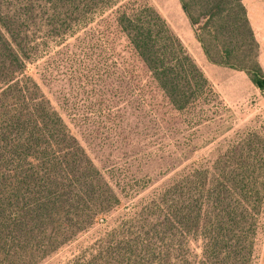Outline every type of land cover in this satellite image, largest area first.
Returning <instances> with one entry per match:
<instances>
[{
    "label": "trees",
    "instance_id": "trees-1",
    "mask_svg": "<svg viewBox=\"0 0 264 264\" xmlns=\"http://www.w3.org/2000/svg\"><path fill=\"white\" fill-rule=\"evenodd\" d=\"M180 3L195 25L198 19L188 4ZM201 8L206 23L224 14L222 27L231 28L237 43L257 48L241 0H201ZM237 10L241 17L231 15ZM107 11L114 13L117 28L174 108L216 97L201 67L147 0H0V264H38L103 220L119 202L26 71L40 48ZM197 38L212 62L244 70L252 80L259 74L255 61L244 69L230 61L233 49H222L225 59H214ZM224 155L223 162H214L220 170L186 173L170 184L175 197L159 204L161 232L141 225L149 236L140 244L149 264L166 263L192 243L200 251L194 264H247L239 257L253 248L262 209L256 178L264 162L249 161L243 142ZM129 262L135 261L130 256L113 259V264Z\"/></svg>",
    "mask_w": 264,
    "mask_h": 264
},
{
    "label": "rangeland",
    "instance_id": "rangeland-1",
    "mask_svg": "<svg viewBox=\"0 0 264 264\" xmlns=\"http://www.w3.org/2000/svg\"><path fill=\"white\" fill-rule=\"evenodd\" d=\"M147 1L178 37L183 36L184 46L200 66V44L186 36L189 20H181L185 14L171 15L169 0ZM184 1L198 19L192 29L212 57L225 59L222 49H233L228 58L238 68L257 62L260 72L253 75L255 80L244 70L221 68L210 80L216 97L206 95L176 109L117 28L112 11L52 40L28 64L27 74L119 198L103 220L38 264H113L114 258L129 256L134 264H149L140 246L149 236L141 225L151 233L154 228L161 232L164 211L159 204L175 197L170 184L186 173L220 170L214 162L218 158L223 162L225 152L242 142L249 161L264 162V86L256 84L264 79V60H258L257 48L238 44L231 28L222 27L224 14L206 23L201 0ZM235 14L241 17L239 10L231 13ZM256 184L262 191V209L251 253L239 257L247 264H264V164ZM139 231L143 235H135ZM196 245L179 248L171 260L160 264H194L200 253L193 248Z\"/></svg>",
    "mask_w": 264,
    "mask_h": 264
},
{
    "label": "crops",
    "instance_id": "crops-1",
    "mask_svg": "<svg viewBox=\"0 0 264 264\" xmlns=\"http://www.w3.org/2000/svg\"><path fill=\"white\" fill-rule=\"evenodd\" d=\"M168 3H170L173 6L174 13H171V15H175L181 18V14L183 16L185 14L184 19L183 18L181 19L182 22L186 23V20H189L184 10H182L183 8L180 3V0H169ZM241 3L245 9V15L257 45L258 60L263 61L264 60L263 57L264 56V0H241ZM188 25L189 26H187L188 31H186L187 33L186 36L188 37L190 36L192 37V39L199 42L200 51L198 52L199 55L198 61L199 59L202 61L199 62L200 67L209 81L210 80L214 81L213 74L215 72H218L221 68H233L224 64L214 63L211 60H209L202 48L200 41L197 38V34L195 33V30L192 29V25L190 21H188ZM174 29L175 31H177V33H179L178 30H176V28ZM178 35L181 41H183V36L180 33Z\"/></svg>",
    "mask_w": 264,
    "mask_h": 264
},
{
    "label": "water",
    "instance_id": "water-1",
    "mask_svg": "<svg viewBox=\"0 0 264 264\" xmlns=\"http://www.w3.org/2000/svg\"><path fill=\"white\" fill-rule=\"evenodd\" d=\"M259 87L264 85V79H262L261 81H257L256 83Z\"/></svg>",
    "mask_w": 264,
    "mask_h": 264
}]
</instances>
